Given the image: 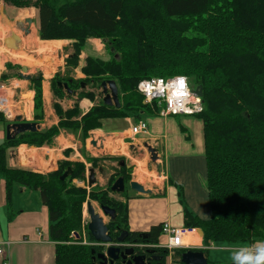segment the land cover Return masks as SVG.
Instances as JSON below:
<instances>
[{"label":"trees","instance_id":"trees-1","mask_svg":"<svg viewBox=\"0 0 264 264\" xmlns=\"http://www.w3.org/2000/svg\"><path fill=\"white\" fill-rule=\"evenodd\" d=\"M1 1L17 9H36L41 41L72 42L66 72L77 67L86 40L105 43L111 59L86 58L81 69L84 79L54 74L51 88L56 97H62L64 85L73 94L81 85L101 89L103 82L113 81L118 90L119 108L106 106L102 99L84 115L77 106L65 112L56 108L60 118L56 126L19 134L0 145V182L4 183L6 199L17 186L38 192L48 210V239L55 248L53 264H98L95 255L102 253L103 247L80 241L87 201L115 211V219L106 225L109 235L116 238L127 232V243L137 240L147 247L156 246L162 224L152 227L145 239L129 230L126 187L121 194L125 202L109 196L118 177L124 178L125 185L129 183L130 169L125 164L109 178L106 188L87 190L74 184L85 179L83 162L63 160L55 171L42 174L9 167L7 151L21 144H45L64 130L82 143L81 154L91 168L103 160L122 161V157H91L85 142L89 132L99 129L104 120L130 118L138 122L154 116L159 109L144 103L137 91V82L153 77L184 76L192 91L197 87L202 91L204 108L196 117L203 124L210 218L202 220L189 211L179 190L184 226L201 230L205 245L264 240V0ZM41 80L40 73L30 79L37 111L42 107ZM77 97L91 102L95 98L85 92ZM68 168L71 175L60 181ZM85 230L88 242L97 243L87 226ZM73 232L79 239L71 241ZM152 249L163 254L162 264H166L168 251ZM186 251L176 250L174 255L180 258ZM207 264L216 263L207 260Z\"/></svg>","mask_w":264,"mask_h":264},{"label":"crops","instance_id":"crops-1","mask_svg":"<svg viewBox=\"0 0 264 264\" xmlns=\"http://www.w3.org/2000/svg\"><path fill=\"white\" fill-rule=\"evenodd\" d=\"M4 7H8L17 12L14 21H8L5 18L3 14ZM36 18V9H17L0 0V23L7 29L11 30L13 24L17 25L19 21L31 19L32 24L30 26V33L34 31L38 36V23L35 24L33 22ZM10 23L11 27L9 26ZM12 33L16 34L12 30L11 33L9 32V34H5L1 37V47L2 45L5 46L4 39L9 37ZM19 38L21 39V37ZM42 42L50 43L51 45L52 43L59 44L61 47L57 49L54 48V50L50 52L51 55H48L49 61L45 64L44 68L34 67L32 72L29 67H25L27 69L26 75L33 77L40 73L42 77V107L38 111L34 109V92L31 89L30 80H24L19 76L21 68L24 66L15 64L11 61L1 62L2 59H0V81H12L19 87L16 92H19L22 97L28 96L25 102L26 105L16 108L14 119L19 117L22 119L23 123H35L38 126L36 132L49 129L58 124L60 118L56 112V108L61 112H65L77 106L80 115H84L91 107L97 104L99 100L104 98L103 93L97 95L93 90H88L87 86L89 85H81L80 90L73 94L62 87V97L58 98L54 95L51 88V79L54 74L60 72L61 74H66L72 80H81L85 78L81 69L85 65L86 58L91 57L102 61H109L111 59L109 51L105 48V43L100 39L90 38L85 41L81 48L77 67L73 69L69 68L70 70L66 72V59L73 54L72 42L69 40ZM18 50L19 49H17V51ZM50 53H46L45 55ZM51 62L54 63L51 65ZM8 64L13 67L15 71L12 77L7 78V73L5 72L10 69L7 67ZM2 76L6 78L3 80ZM21 90H24V92L22 93ZM79 92L93 93L95 96L94 101L91 102L86 98L79 99L77 97ZM156 107L159 110L154 116L142 120L145 121L148 126L146 133L137 136L132 135L131 129L137 122H134L130 118L104 120L99 129L89 132L88 139L84 146L88 155L91 154V157H98L93 154L92 148L95 146V141H93V139H96L95 135H98L97 139H99V143L102 144L104 149L107 139L113 138L112 144L117 147L119 152L127 159L131 157L133 159L135 158L130 154L131 152L133 154L138 152V155H140L142 159L145 158L142 148H146V146L151 147L158 153L161 165L159 168L160 172H157V176L161 179V184L156 186V189L150 188L151 193L149 195H142L135 192L132 196H129L130 198L126 201L128 206L127 219L129 230L131 232L141 233L142 235H146V233L150 232L152 227L163 223H169L172 226H184L183 209L178 198L179 190H182L184 204L189 211L202 220H208L210 218L208 195L205 188L206 161L202 121L196 116H161L159 114L160 107L157 105ZM13 121H7L2 116L0 124L3 127L5 125L9 127L13 124ZM5 135V129L0 127V140L4 139L5 141ZM92 142H94V145H92ZM81 148L82 143H80L77 137L67 131L61 130L56 138H53V140L45 144L39 146L21 144L13 149H17V155L21 164L20 169H28L46 174L55 171L59 162L68 160L71 162L85 163V173H89L90 169H88V167L91 168V165L85 162L81 154ZM10 150L11 149L7 151L6 155L8 165L9 167L15 168L13 162L8 159V152ZM123 150L128 152L130 156L124 153L125 151L122 152ZM66 151H68L69 154H66ZM37 164L41 167L37 166ZM121 164L119 166H122ZM114 173L115 172L110 173V177ZM83 183L84 181H74L77 187H80V184ZM107 183L105 185L99 184L98 187L104 189ZM94 185L89 188L94 187ZM145 189L147 190V188ZM114 194L117 193L111 192L109 196L112 197ZM121 201L125 202L122 197ZM48 225V210L42 204L38 192L26 191L16 186L12 190L10 199L7 200L4 183L0 182V244H8L5 248V257H0V264H53L55 248L54 243L50 242L48 239ZM184 241L186 243H193L191 249L196 248L203 250L204 253H202L206 256L207 260L210 261V256H213L214 262H210L216 264H232L231 250L242 246V244L231 245L223 243H209L205 245L202 237L199 235L197 239L195 236L189 235ZM166 245L167 238L161 233L156 246L165 247ZM217 245L219 246V249H217L218 251H216V253L210 252V248H214V246ZM173 255L174 253L166 256V264H172L171 257ZM181 258V256L178 258V263H181ZM173 263L175 264L177 262Z\"/></svg>","mask_w":264,"mask_h":264},{"label":"water","instance_id":"water-1","mask_svg":"<svg viewBox=\"0 0 264 264\" xmlns=\"http://www.w3.org/2000/svg\"><path fill=\"white\" fill-rule=\"evenodd\" d=\"M32 24L31 19H26L25 21H19L17 23V28L25 33V35L30 34V26ZM21 43V39L14 33H12L9 37L4 39V44L8 49L17 50L19 44ZM27 69L25 67L21 68V72L19 76L24 80L29 81L31 76L26 75ZM59 86H62L59 84ZM67 89V85L62 86ZM102 93H103V103L106 106H114L115 108H119L118 102V90L116 83L113 81L103 82L101 84ZM195 94L199 97H202L201 87H197L195 89ZM38 130V126L35 123H23L21 118H16L15 123L7 127V139H14L15 136L25 133V132H36ZM12 131V133L10 132ZM94 145V142H92ZM148 152L151 155V160L155 161L157 156L155 150L151 147L146 146ZM8 159L13 162L15 168H20L21 164L17 155V149H11L8 152ZM121 165H124L123 163ZM71 175V168H68L63 175L60 177V181H63ZM124 178L119 177L110 188L111 192L121 194L125 190ZM95 177L93 169L89 170L88 176V186L91 187L95 184ZM130 190L142 194L149 195L151 193L150 190H146L141 184L137 182L130 181L129 182ZM87 214L89 216V222L87 225V229L89 234L92 236L95 242L100 244L101 246L108 245L107 249L95 255V259L99 260L98 264H146V260L144 259V255H135L133 247L125 246V242L127 239V232L121 233L118 237L113 238L109 235L108 228L104 224L102 218L98 213H96L93 209L94 206L91 205L90 202L86 203ZM101 211L104 215L108 216L111 220L115 219V211L108 207L101 206ZM197 233L200 237H202L203 233L201 230H197ZM142 238H147V235H141ZM122 247H126L125 250H122ZM148 248V247H144ZM150 249V248H148ZM146 252H151L147 250ZM93 253V252H92ZM180 262L181 264H207L206 256L202 252H194L192 250H188L181 255ZM119 261V262H118Z\"/></svg>","mask_w":264,"mask_h":264},{"label":"built area","instance_id":"built-area-1","mask_svg":"<svg viewBox=\"0 0 264 264\" xmlns=\"http://www.w3.org/2000/svg\"><path fill=\"white\" fill-rule=\"evenodd\" d=\"M2 48L5 49V54H11L10 52L12 49L9 50L3 45ZM12 51L18 53L17 50ZM6 61L11 60L9 59ZM181 79L184 81L183 88L180 87ZM137 83V91L142 95L144 103H155L158 107H160L159 114L161 116H196L203 112L204 107L201 97L197 96L195 92L191 90L188 80L184 76H173L162 79L161 77H153L149 79H142ZM18 88L17 84L12 81H0V114L10 122L14 120V114H16L14 97ZM147 130V123L140 120L132 127L131 134L137 136L139 134L146 133ZM93 141H95V146L92 148L93 151L96 152L95 154L103 152L104 147H102V144L99 143V139L96 138L93 139ZM155 153L157 158L151 163L152 170L150 173H154L157 176V168L161 165V162L158 153L156 151ZM86 218L85 214H83L80 229L81 244L98 245V243H89L86 239L85 227L88 225ZM161 233L167 238V245L165 247L152 246L151 248L165 249L168 251V254H173L179 249H191L193 243H186L184 239L189 235L198 236L196 229H188L185 226H172L169 223L162 224ZM70 237L75 240L79 239V235L74 232L70 235ZM7 246L8 244H0V257H5V248ZM103 247L107 248L109 246L105 245Z\"/></svg>","mask_w":264,"mask_h":264},{"label":"rangeland","instance_id":"rangeland-1","mask_svg":"<svg viewBox=\"0 0 264 264\" xmlns=\"http://www.w3.org/2000/svg\"><path fill=\"white\" fill-rule=\"evenodd\" d=\"M3 14L5 16V18L8 21H14V19L16 18L17 12L14 10L9 9L8 7H4V11ZM35 24L38 23V19H34L33 21ZM9 26L11 27V23L9 24ZM12 30L17 34V36L19 35V37H21L22 39V43L19 46V50H18V60H16L15 58H13V55H9V54H5V49L1 47L0 45V59L1 62L2 61H6V60H11L13 63L15 64H19L22 65L24 67H29L32 72L34 70V67L37 68H44L45 64L48 63V57L51 55L50 52H52L57 48H60L61 45L59 44H55L52 43V45L50 43H43L39 37L36 35V33L34 32V37L33 39H29V35H25V33L21 32L16 25L13 24L11 30L7 29L5 26H3L0 23V39L2 36H4L5 34H9V32L11 33ZM32 40V42H31ZM34 43V44H33ZM11 53V52H10ZM46 53H50L45 55ZM49 55V56H48ZM52 61V60H51ZM54 62H51V65ZM15 69H13V67H11L9 69V71L5 72L7 73V78L8 77H12V74H14ZM87 89H91L95 92V94L97 95H101L102 93V89H98L97 87H91L90 85L87 86ZM21 92L23 93L24 90H21ZM15 97H14V106L15 108H18L20 106H24L26 105L25 102L27 101V95L26 96H21V94H19V92L15 93ZM104 96V95H103ZM174 119V118H173ZM13 123H15V119L13 121ZM134 124V123H133ZM0 127H2L3 129H5V139H7V133H6V125L3 127L0 124ZM12 133V131H10ZM102 135V134H99ZM98 135H95V138H97ZM4 141V139L0 140V144ZM113 138L112 139H107V142L105 143V149L103 152H99L100 154H95L96 152L93 151V154L96 156H101V157H122L123 160L122 161H115V160H103V162H99L98 165L95 168H90L88 167V169H93L94 171V176L96 182L95 185L98 187L99 184H103L105 185L107 183V181L109 180L110 177V173L112 172H117L118 167L121 163H124L126 165V167H128L130 169V171L127 172V175L130 176V181H134L137 182L141 185H143L145 188H147V190L150 188L156 189V186L161 184V179H159L158 176H156L154 173H150V171L152 170V166L151 163L153 162L151 160V155L148 152V150L146 148H142L143 153L145 154V158H141L140 155H138V152H135L134 154L131 152L130 154L133 155L135 158L133 159L132 157L130 159H127L124 155L121 154V152H119V150L117 149V147H115L112 143ZM90 151L91 148L89 147ZM126 150V148H125ZM125 150H123L122 152H124ZM92 153V152H91ZM126 154H128V152H124ZM91 155V154H90ZM129 155V154H128ZM130 156V155H129ZM93 157V156H92ZM26 160V159H25ZM29 165V164H28ZM42 165V164H41ZM37 166H40L39 164H37ZM41 167V166H40ZM160 165L157 168V172H160ZM43 169V167H42ZM135 170V171H134ZM141 170L143 171V173H141V178L139 180V177H137L136 173L137 171ZM89 173L86 172L85 173V179H84V183L80 184V187H85L86 189H90L87 183V179H88ZM134 179V180H133ZM129 181V182H130ZM94 185V186H95ZM107 186V185H106ZM126 187V193H128L129 196H132L135 192L130 190L129 185H125ZM111 197V196H110ZM111 198L121 201V195L119 194H114ZM90 202L91 201H87ZM92 206H94L93 208L95 209V212L98 213L100 215V217L102 218L101 220H103L104 224L107 225L109 223V221L111 220L108 216L104 215L103 212L101 211L100 207L98 206L97 203L93 202L91 203ZM86 204L83 206V214H85V216L87 217V221L89 222V216L87 214V210H86ZM86 239H87V234H85ZM71 238V237H70ZM71 241H73V238L71 239ZM88 241V240H87ZM73 243V242H70ZM219 246H214V248H210V252L212 253H216V251H218L217 249ZM171 260V263L174 264L173 262H177L178 263V257H176V255H173ZM214 257L210 256V261H213ZM167 260V258H166ZM214 262V261H213ZM221 264V263H218Z\"/></svg>","mask_w":264,"mask_h":264},{"label":"clouds","instance_id":"clouds-1","mask_svg":"<svg viewBox=\"0 0 264 264\" xmlns=\"http://www.w3.org/2000/svg\"><path fill=\"white\" fill-rule=\"evenodd\" d=\"M184 81L180 80V83ZM232 264H264V240H256L231 250Z\"/></svg>","mask_w":264,"mask_h":264},{"label":"flooded vegetation","instance_id":"flooded-vegetation-1","mask_svg":"<svg viewBox=\"0 0 264 264\" xmlns=\"http://www.w3.org/2000/svg\"><path fill=\"white\" fill-rule=\"evenodd\" d=\"M123 166V165H122ZM145 239V238H144ZM125 246H129V247H133L134 248V254L135 255H144V259L146 260V264H162L163 261V254H161L160 252L153 250L150 246H148L150 249L148 248H144L147 247L146 245H142L137 243V240H135L133 243H127L125 242L124 244ZM141 246V247H139ZM103 247V246H100ZM107 248L103 247V251L104 252ZM126 247H122V250H125ZM147 250L151 251V252H146ZM119 262V261H118Z\"/></svg>","mask_w":264,"mask_h":264},{"label":"bare ground","instance_id":"bare-ground-1","mask_svg":"<svg viewBox=\"0 0 264 264\" xmlns=\"http://www.w3.org/2000/svg\"><path fill=\"white\" fill-rule=\"evenodd\" d=\"M29 37V39H33V37H34V32L33 31H31V33H30V35L28 36ZM31 42H32V40H31ZM34 44V43H33ZM18 53H15V52H13L12 50H11V55H13V58H15L16 60H18L19 58V56L17 55ZM141 173H143V171L141 170V172H140V170H138L137 171V173H136V175H137V177H139V180H140V178H141ZM94 209V208H93ZM94 211H95V209H94ZM191 236V235H190ZM196 237V239H197V236H195ZM149 248V247H148Z\"/></svg>","mask_w":264,"mask_h":264},{"label":"snow or ice","instance_id":"snow-or-ice-1","mask_svg":"<svg viewBox=\"0 0 264 264\" xmlns=\"http://www.w3.org/2000/svg\"><path fill=\"white\" fill-rule=\"evenodd\" d=\"M180 87H181V88H183V87H184V85H183V82H181V83H180Z\"/></svg>","mask_w":264,"mask_h":264}]
</instances>
